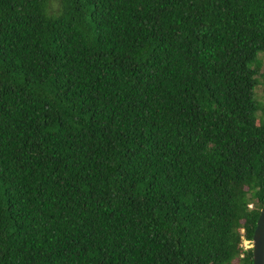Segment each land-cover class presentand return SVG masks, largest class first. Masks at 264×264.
I'll use <instances>...</instances> for the list:
<instances>
[{"label":"trees","instance_id":"16d2710c","mask_svg":"<svg viewBox=\"0 0 264 264\" xmlns=\"http://www.w3.org/2000/svg\"><path fill=\"white\" fill-rule=\"evenodd\" d=\"M259 53L264 0H0V264H251Z\"/></svg>","mask_w":264,"mask_h":264},{"label":"water","instance_id":"95a60500","mask_svg":"<svg viewBox=\"0 0 264 264\" xmlns=\"http://www.w3.org/2000/svg\"><path fill=\"white\" fill-rule=\"evenodd\" d=\"M251 264H264V202L259 209L251 239Z\"/></svg>","mask_w":264,"mask_h":264},{"label":"rangeland","instance_id":"374dc122","mask_svg":"<svg viewBox=\"0 0 264 264\" xmlns=\"http://www.w3.org/2000/svg\"><path fill=\"white\" fill-rule=\"evenodd\" d=\"M263 59H264V55L262 53H259L258 54V60H259L260 64H262ZM261 67L262 66L259 67L258 72L261 71ZM255 77H256V79H258V81L254 87V97H255V100L259 106V109L257 110V117L260 118V116H262L260 108L264 104V92L262 91L261 78L259 77L258 73L255 75ZM248 207H251V204H248ZM240 246L243 249L249 248V247H251V241H247V240L242 239L240 242ZM233 263H235V261Z\"/></svg>","mask_w":264,"mask_h":264}]
</instances>
